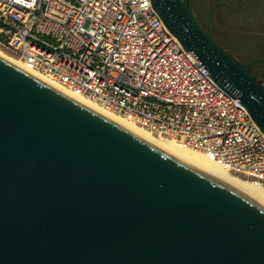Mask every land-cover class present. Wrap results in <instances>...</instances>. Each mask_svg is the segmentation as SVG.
I'll list each match as a JSON object with an SVG mask.
<instances>
[{
	"label": "water",
	"instance_id": "water-1",
	"mask_svg": "<svg viewBox=\"0 0 264 264\" xmlns=\"http://www.w3.org/2000/svg\"><path fill=\"white\" fill-rule=\"evenodd\" d=\"M264 132V82L152 0ZM0 264H264V207L0 57Z\"/></svg>",
	"mask_w": 264,
	"mask_h": 264
},
{
	"label": "built area",
	"instance_id": "built-area-1",
	"mask_svg": "<svg viewBox=\"0 0 264 264\" xmlns=\"http://www.w3.org/2000/svg\"><path fill=\"white\" fill-rule=\"evenodd\" d=\"M0 45L51 80L264 186V132L152 0H0Z\"/></svg>",
	"mask_w": 264,
	"mask_h": 264
},
{
	"label": "bare ground",
	"instance_id": "bare-ground-1",
	"mask_svg": "<svg viewBox=\"0 0 264 264\" xmlns=\"http://www.w3.org/2000/svg\"><path fill=\"white\" fill-rule=\"evenodd\" d=\"M0 57L5 58L24 68L25 70L38 76L60 92L88 106L89 108L95 110L109 120L133 132L145 141L186 162L187 164L194 166L195 168L206 173L217 181L229 186L233 190L243 194L244 196L264 207V186L255 184L251 182V180L232 172L231 170L220 164L217 160L207 157L199 150L186 147L169 136L157 134L140 125L139 123L127 118L126 116L100 105L95 100L78 92H75L74 90L64 86L57 81L51 80L41 72L27 66L19 57L10 52H7L2 47H0Z\"/></svg>",
	"mask_w": 264,
	"mask_h": 264
},
{
	"label": "flooded vegetation",
	"instance_id": "flooded-vegetation-1",
	"mask_svg": "<svg viewBox=\"0 0 264 264\" xmlns=\"http://www.w3.org/2000/svg\"><path fill=\"white\" fill-rule=\"evenodd\" d=\"M192 5L202 25H206L211 8L217 5L212 14V32L215 38L224 48L232 49L234 57L241 62L250 63L257 59L251 70L264 82V40L260 38L263 31L250 28L244 23L232 25L226 21L228 18L248 19V16L258 12L263 13L264 0H192Z\"/></svg>",
	"mask_w": 264,
	"mask_h": 264
},
{
	"label": "rangeland",
	"instance_id": "rangeland-1",
	"mask_svg": "<svg viewBox=\"0 0 264 264\" xmlns=\"http://www.w3.org/2000/svg\"><path fill=\"white\" fill-rule=\"evenodd\" d=\"M257 5H260V4H257ZM248 19H250V20H248ZM248 19H246L245 17L244 18H236V19L228 18L226 21L230 22L232 25H234L233 23H236L237 25L238 24L240 25V23H244V24H246V26H248L250 28H255L258 31H263L262 35L260 34V36H261L260 38L262 40H264V12L263 13L258 12L257 14H254L253 16H248ZM0 47L4 48L7 52H10V50H8L7 48H5L2 45H0ZM10 53H12V52H10ZM240 176H242V175H240ZM242 177H244V176H242Z\"/></svg>",
	"mask_w": 264,
	"mask_h": 264
}]
</instances>
